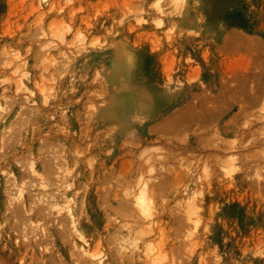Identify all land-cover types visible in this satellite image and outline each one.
<instances>
[{
	"label": "rangeland",
	"instance_id": "obj_1",
	"mask_svg": "<svg viewBox=\"0 0 264 264\" xmlns=\"http://www.w3.org/2000/svg\"><path fill=\"white\" fill-rule=\"evenodd\" d=\"M48 38L59 46L48 49ZM117 53L127 59L128 91L115 99L154 98L151 119L133 121L134 132L105 109L119 87L107 74ZM18 75L52 93L45 100L38 91L24 97ZM0 83V104L10 105L0 113V171L7 170L0 172V264H91L71 243L68 215L50 208L66 183L74 192L80 189L74 194L79 224L91 246L99 238L96 247L110 264H147L143 252L137 258L121 252V236L130 227L134 235L150 229L141 240L154 243L166 264H264V0H0ZM144 147L157 154L142 155ZM145 157L156 160L157 173L148 171ZM44 162L59 172L45 173ZM39 176L46 189L37 187ZM146 176L155 210L152 229L133 201L136 180ZM21 178L29 191L26 204L12 200L10 206L7 198ZM194 190L196 201L188 207L184 194ZM124 200L123 207L132 203L129 209H117ZM27 203L33 209L25 216ZM29 225L38 231L30 230L26 240ZM40 225L49 230L44 241L53 247L46 251ZM107 233L119 244L111 247L113 240L110 250ZM32 234L41 239L37 246Z\"/></svg>",
	"mask_w": 264,
	"mask_h": 264
},
{
	"label": "bare ground",
	"instance_id": "obj_2",
	"mask_svg": "<svg viewBox=\"0 0 264 264\" xmlns=\"http://www.w3.org/2000/svg\"><path fill=\"white\" fill-rule=\"evenodd\" d=\"M174 1H178V0H173V3H174ZM54 2V1H53ZM184 2L186 3V0H184ZM176 3V2H175ZM54 35V34H53ZM57 38V37H56ZM55 38V39H56ZM59 44V42H56V41H54V40H51V39H46V43H45V45H47L48 46V49H53V48H56L57 46H59L58 45ZM117 44V43H116ZM74 54V53H73ZM109 56V55H108ZM113 57V56H112ZM136 57V56H135ZM111 59V58H110ZM112 60V59H111ZM137 62V61H136ZM110 66V69H109V71H107L108 73V76H109V80H110V82L111 83H114V84H116V85H118L119 87L115 90V91H111V93L109 94V96H108V100L105 102V104H106V107H105V109H106V111L107 112H109L110 113V115H113V117L118 121V122H120V123H122L124 126H123V128L124 129H127L128 131H132V132H134L135 131V128L134 127H131L130 125H131V123L133 122V121H137V122H140V123H142V122H148L150 119H151V117H152V112H153V106H154V98L151 96L149 99H144V97H142V95L141 96H137V97H134V98H132V99H129V100H126V101H121V102H118V100L117 99H115V98H117V97H119V96H123V94H125L127 91H128V88H127V81H128V63H127V59H126V57H125V55H121L120 53H117V55H116V58H114V60H112V62H111V65H109ZM108 67V66H107ZM88 68V67H87ZM130 68V67H129ZM25 75H26V73L25 72H23ZM102 73V72H101ZM28 74V73H27ZM106 74V73H105ZM106 74V75H107ZM104 75V74H103ZM105 76V75H104ZM29 77V76H28ZM16 78H18L17 80H18V83H17V81H16V86H17V88H23L25 91H26V96H24V97H27V96H31V94H36V91H38L39 92V94H40V96L45 100V98H47V97H49L50 96V94L52 93H50V91H47V88L49 87H45L44 85H38L37 84V81L35 82V83H33L32 85H29L28 84V81L26 82V81H24V80H22L20 77H19V75L16 77ZM31 79V78H30ZM20 80V81H19ZM107 80V79H106ZM33 82H34V80H33ZM1 83H3V81L1 82ZM0 83V84H1ZM14 83H15V81H14ZM32 83V82H31ZM72 85V84H71ZM15 86V87H16ZM69 86V85H68ZM96 86H97V84H96ZM37 89V90H36ZM49 89V88H48ZM51 89H53V88H51ZM3 90V89H2ZM13 90H15V88L13 89ZM18 90V89H17ZM50 90V89H49ZM3 91H1V93H2ZM22 92V91H21ZM23 93H24V91H23ZM23 93H21V95L23 94ZM5 96V94H1V97L2 96ZM23 95H25V94H23ZM22 95V96H23ZM4 96L2 97V98H4ZM6 97V96H5ZM32 97V96H31ZM30 98V97H29ZM28 98V99H29ZM3 100H5V99H3ZM44 100H41V101H43L42 103H44V104H46V101H44ZM120 101V100H119ZM5 102V105L7 104L8 105V103H10V102H8V103H6L7 101H3V103ZM33 102V101H32ZM33 103H35V101L33 102ZM177 103V102H176ZM169 105V104H168ZM178 105V104H177ZM10 106V105H9ZM8 106V107H9ZM5 107V106H4ZM4 107L0 104V113L2 114V112L3 111H5V109H4ZM7 107V108H8ZM6 108V107H5ZM6 108V109H7ZM34 108H37V107H34ZM167 108V107H166ZM206 109V108H205ZM210 110H213L214 109V106L212 107V108H209ZM205 111V110H204ZM35 112V111H34ZM180 112V111H179ZM179 112H175L177 115H180L179 114ZM202 112V111H201ZM6 113V112H5ZM161 113V112H160ZM181 113V112H180ZM4 114V113H3ZM2 114V115H3ZM159 114V113H158ZM191 114V113H190ZM194 114H197V113H194V112H192V115H194ZM198 114H201L200 113V111H199V113ZM170 115V114H169ZM187 115V114H186ZM191 115V116H192ZM168 116V115H167ZM181 116H184V114H182ZM181 116H179V117H181ZM196 115H194V117H195ZM200 116V115H199ZM110 117V116H109ZM155 118H156V116H154ZM159 117V116H158ZM176 117V116H175ZM184 117H186V116H184ZM183 117V118H184ZM3 118H4V116H3ZM176 118H178V117H176ZM176 118H174V120L176 119ZM187 118H188V116H187ZM186 118V119H187ZM70 119V118H69ZM159 119V118H158ZM185 119V120H186ZM3 120V119H2ZM153 120V119H152ZM162 120V119H161ZM188 120V119H187ZM163 121H164V119H163ZM178 121H180V120H178ZM154 123V122H153ZM157 123L159 124V123H161V121L159 120V121H157ZM175 123H176V121H175ZM180 123V125H182L183 126V122L181 123V122H179ZM178 122H177V124H179ZM187 123H188V121H187ZM174 123H172V124H170V125H168V129H166V128H164L165 129V132L167 131V132H169V129L172 127L171 125H173ZM152 125V124H151ZM154 126V125H153ZM169 126H171L170 128H169ZM175 126H176V124H175ZM3 127V126H2ZM180 127V126H179ZM151 128V127H150ZM176 128V131L178 130V128L177 127H175ZM191 128V127H190ZM164 129H162V127H161V132H162V130H164ZM173 129H174V127H173ZM126 130V131H127ZM157 130V129H156ZM155 130V131H156ZM159 130H157L156 132H160ZM174 131H175V129H174ZM178 131H180V130H178ZM151 132H152V130H151ZM164 132V131H163ZM3 133V132H2ZM0 136H2L1 134H0ZM160 136H163L162 134L160 135ZM164 136H166L165 134H164ZM151 137V136H150ZM128 138V137H127ZM139 138V137H138ZM2 139H4V137L2 138ZM182 139V138H181ZM235 139V138H234ZM234 139H233V141H234ZM1 140V139H0ZM133 140V139H132ZM150 140V139H149ZM156 140V139H155ZM180 140V139H179ZM134 141V140H133ZM147 141V140H146ZM181 141V140H180ZM191 141V140H190ZM193 141V140H192ZM194 141H196V140H194ZM3 142V141H2ZM235 142V141H234ZM234 142H231V144L233 143V144H235ZM172 143V142H171ZM194 143V142H193ZM133 144V143H132ZM143 144V143H142ZM144 144H145V141H144ZM148 144V143H147ZM146 144V146H148V147H150V145L148 144L147 145ZM151 144V143H150ZM169 144H170V142H169ZM3 145V144H2ZM135 145V144H134ZM174 145V144H173ZM176 145V144H175ZM145 146V145H144ZM145 146V147H146ZM234 146V145H233ZM236 146V145H235ZM0 147H1V145H0ZM144 147V149L142 150V149H140V151H141V154L142 155H144L143 153H147V151H146V148ZM147 147V148H148ZM173 147V146H172ZM177 147V146H176ZM178 147H180V146H178ZM177 147V148H178ZM183 147H185L186 148V146H183ZM170 148V147H169ZM188 148V147H187ZM148 149H151V147L150 148H148ZM154 149V148H153ZM155 149H156V147H155ZM158 149V148H157ZM145 150V152H143ZM166 150V149H165ZM234 150V149H233ZM148 151H150V150H148ZM153 151V150H152ZM167 151V150H166ZM182 151V150H181ZM154 152H156V151H154ZM154 152H152V154H151V151H150V153L148 152L147 154H150V156L149 155H147L148 157H151L152 155H155V154H157V153H154ZM146 155V154H145ZM158 156V155H157ZM153 157V156H152ZM151 157V158H152ZM161 157V155L159 156V158ZM166 156H164V158H165ZM1 158V157H0ZM146 158V157H145ZM159 158H157V159H159ZM167 158V157H166ZM147 160L149 159V162L147 161V163H149V166H148V171L149 172H152V171H155L156 170V167L154 166V162L156 161V160H154V162L152 161L153 159H150V158H146ZM161 159V158H160ZM48 160L46 159V162H47ZM151 161H152V163H151ZM158 161V160H157ZM157 163H159V162H157ZM161 163V162H160ZM31 164V165H30ZM29 165H28V167H30V169L31 168H33V162H31ZM44 164H46L45 162H44ZM44 164H42V165H44ZM63 164H65L64 162H63ZM162 164V163H161ZM60 165V164H59ZM160 165V164H159ZM47 166V164L45 165V167ZM53 166V167H52ZM52 166H50V167H52L53 169H55L57 172H59L58 171V169H56V165H54V163H53V165ZM54 166H56V167H54ZM42 167H44V166H42ZM42 167H41V170H42ZM45 167H44V169H45ZM49 166H47V169H45V170H47V171H45V170H43L45 173L46 172H48L50 169L52 170V168H48ZM59 167V166H58ZM64 167H65V165H64ZM155 167V168H154ZM61 168V167H60ZM59 168V169H60ZM154 168V169H153ZM161 168V167H160ZM67 169V168H66ZM71 169V168H70ZM163 169V168H162ZM61 171V173L64 171V169H63V166H62V169H60ZM63 170V171H62ZM69 170V169H68ZM3 171L4 172H6L7 170L5 169H3ZM1 172V173H4V172ZM15 171V170H14ZM30 171H32L33 172V174H35V175H37V172H36V170L34 171V169L33 170H30ZM29 171V172H30ZM42 171V172H43ZM50 172V171H49ZM57 172H55V174L57 173ZM156 172V171H155ZM7 173V172H6ZM31 173V172H30ZM44 173V174H45ZM157 173V172H156ZM12 173H9V175H11ZM32 174V173H31ZM52 174H54V172L52 171ZM67 174H70L69 172L67 173ZM149 174H151V173H149ZM169 174V173H168ZM38 175H41L42 177H43V175L41 174V171H39V173H38ZM57 175V174H56ZM142 174H139L138 176H140V177H142L141 176ZM144 175V174H143ZM146 175V174H145ZM41 176H39L38 177V179H40V182L42 181L41 179L42 178H40ZM44 176H46L47 177V174H45ZM66 176L67 175H65L64 176V172H63V177L64 178H66ZM153 175H151V177H152ZM161 176V175H160ZM4 177H6V176H4ZM8 177V176H7ZM10 177V176H9ZM37 177V176H36ZM56 177H58V176H56ZM145 177V176H144ZM144 177L143 178H138L139 179V181L138 180H136L137 182L136 183H138V187H137V191L135 192V194H133L134 195V206H135V211H137L138 212V209L137 208H139V210L141 211V213H142V216H144V218L145 219H147V221H148V223L147 224H145L144 226H146L147 228H151L152 229V223H153V219H152V215H154L153 214V212L155 211H153L152 212V210L154 209V208H152L151 206V201L153 200V197H152V200H151V195H150V190L152 189L151 187H152V185H150L151 187L149 188V184H151L150 183V176L149 177H147V179H144ZM12 178V177H11ZM58 178H61V177H58ZM136 178V179H137ZM150 178V179H149ZM153 178H156L155 176L153 177ZM9 179V178H8ZM43 179L44 180H46V178L45 177H43ZM48 179H50V178H48ZM47 179V180H48ZM159 179V178H158ZM20 180H22L21 182H20V184L19 185H17V183L15 184V183H13V185H16V187L14 186L13 187V189L12 190H14V191H12V192H15V190H16V192H15V194L13 195L12 194V196L13 197H10L11 195H5V198H6V196L7 197H10V198H7L8 200H9V202H10V206H12V200L13 201H15L16 200V202H17V200H18V203H20V202H23L24 204H26V199H25V194H24V192L26 191V190H24V187L25 186H23L24 184H22L23 183V178H21ZM55 180H56V178H55ZM59 180V179H58ZM63 180H65V179H63ZM72 180V179H71ZM164 180V179H163ZM6 181V180H5ZM10 182H12L11 180H9ZM8 181V182H9ZM14 181H15V179H14ZM13 181V182H14ZM54 181V180H53ZM148 181H149V183H148ZM161 181V180H160ZM4 182V181H3ZM2 182V183H3ZM9 182V183H10ZM16 182V181H15ZM37 182H39V180H37ZM39 182V183H40ZM43 182V181H42ZM42 182L40 183L41 184V186L39 185V183H38V185H37V187H41V189L44 187L45 189L47 188V186H48V184H47V186H46V184L44 185V182H43V184H42ZM55 182H57V181H55ZM60 182V181H59ZM63 181H61L60 183H62ZM67 182V181H66ZM71 182V181H70ZM69 182V183H70ZM157 182H159V181H157ZM19 183V182H18ZM25 183V182H24ZM58 183V182H57ZM72 183V182H71ZM71 183H70V186L72 187V185H71ZM155 184H156V182H154ZM6 184V183H5ZM11 184V183H10ZM27 184V182L25 183V185ZM160 184V183H159ZM164 184V183H163ZM8 185V184H7ZM12 185V184H11ZM12 185V186H13ZM50 185H52V183L50 184ZM49 185V186H50ZM57 186V185H56ZM60 186V185H59ZM62 186H63V183H62ZM154 186V185H153ZM157 186V185H156ZM6 187V186H5ZM4 187V188H5ZM11 187V186H10ZM10 187H7V189L8 188H10ZM29 187V186H28ZM155 187V186H154ZM158 187H160V186H158ZM162 187H163V185H162ZM16 188V189H15ZM80 188V187H79ZM83 188H86V187H83ZM134 188V187H133ZM28 189V188H27ZM160 189V188H159ZM1 190V189H0ZM3 190H6V189H3ZM2 190V191H3ZM9 190V189H8ZM74 190V189H73ZM73 190H71V188L69 187V184L68 183H66L65 185H64V188H63V191H62V193H61V196L56 200L55 198H53V199H55L54 201L52 200H50V198H49V200L51 201V203H50V208L52 209V207H58L57 208V211H61V212H64L65 214H67L68 216L67 217H69V219H66V220H69L70 222H68V224L70 225L71 224V228H70V226L68 227V228H70V230H72V231H70V232H73L74 234V236H75V238L72 240V245L75 247V249H76V251H78V252H80V254H81V256L82 257H84L86 260H88L91 264H110L109 262H108V260L107 259H105V256H106V253H105V250H103V249H101L100 247L98 248V247H96V245L98 246V240H99V238L98 239H96L95 240V242H96V245H95V242H94V245L95 246H91L90 245V243H89V241H88V239H87V237H86V235L88 234V232H87V234H86V232L84 231V229H83V227L79 224V220H78V215H77V199H76V197H75V193L78 191V190H80V189H78L77 191H73ZM161 190V189H160ZM126 192L128 191L129 192V190H125ZM152 191H154V190H152ZM198 191V190H197ZM4 192V191H3ZM26 192H29V191H26ZM45 192H46V190H45ZM126 192H124V193H126ZM194 192L196 193V191L194 190V191H192V192H190V191H186L185 192V194H184V200L183 201H185L183 204L185 205V203L187 204V205H189L188 207H190V206H192V201H194L196 198H195V195H194ZM1 193V192H0ZM9 194H11V191H9L8 192ZM8 193H3V194H8ZM40 193V192H39ZM50 193H51V191H50ZM54 193V192H53ZM131 193V192H130ZM154 193V195H155V192H153ZM159 193V192H158ZM41 194V193H40ZM40 194H38L39 196H40ZM45 194H47V193H45ZM45 194H44V197H42V195H43V192H42V195L40 196L41 198V201H42V199L44 198V200H43V202H46L47 200L45 199V198H48V197H45ZM126 194H128V195H130L129 193H126ZM33 195V194H32ZM60 195V194H59ZM39 196H37V197H39ZM49 196V195H48ZM126 195L124 194V196L123 197H125ZM32 197H36V196H32ZM126 198V197H125ZM133 198V197H132ZM194 198V199H193ZM3 199H4V197H3ZM2 199V200H3ZM6 199V200H7ZM37 199V201H39L38 199L39 198H36ZM8 200H7V202H8ZM34 200V199H33ZM32 200V201H33ZM46 200V201H45ZM81 200V201H80ZM80 202L81 203H83V205H84V202L82 201V200H84L83 199V197H82V199L80 198ZM35 201V200H34ZM85 201H86V199H85ZM122 201V200H121ZM196 201V200H195ZM5 202L6 201H4V204H5ZM6 202V203H7ZM125 202V200L123 201V202H121V205L120 204H116V205H118V206H116V207H118L117 209H121L120 207H122V209H129V207L131 206V204L128 206L127 205V203H125L128 207L126 208V207H123L122 205V203H124ZM22 203V204H23ZM29 203H30V201H29ZM29 203H27V205L29 204ZM37 203V202H36ZM39 203H40V201H39ZM42 203V202H41ZM80 203V205L79 206H81L82 204ZM152 203H153V201H152ZM9 204V203H8ZM7 204V205H8ZM14 205H16V203H13ZM23 204V205H24ZM34 204V203H33ZM44 204V203H43ZM124 204V205H125ZM129 204V203H128ZM125 205V206H126ZM195 205V204H194ZM6 205H3L2 207H5ZM10 206L8 207V208H10ZM18 206V205H17ZM22 206V205H21ZM28 206H30V204L28 205ZM26 207V209H25V211H24V215L26 214V213H28V212H30L31 213V209H33V208H31V206L30 207ZM37 206V205H36ZM47 206V205H46ZM49 206V205H48ZM88 207H89V205H87ZM114 205H112V207H114V208H116ZM120 206V207H119ZM133 206V207H134ZM82 207V206H81ZM86 207V206H85ZM8 208L7 207H5V209H7L8 210ZM16 208V207H15ZM38 208H40V206H38ZM45 208V207H44ZM43 208V209H44ZM49 208V207H48ZM79 208V207H78ZM109 208V207H108ZM186 208H187V206H186ZM192 208V207H191ZM187 209L188 211L189 210H192V209H194V208H192V209ZM4 209V210H5ZM21 209V207H19V210ZM23 209H24V207H23ZM43 209H42V211H43ZM51 209H49V210H51ZM81 209V208H80ZM104 209V208H103ZM107 209V208H106ZM113 209V208H112ZM3 210V211H4ZM7 210H5V211H7ZM9 210H11V208L9 209ZM18 210V208H17V211H19ZM131 210V209H130ZM132 210H134V208L132 209ZM131 210V211H132ZM11 211H15V213H16V210H11ZM36 211V210H35ZM38 211V210H37ZM37 211H36V213L35 214H40V213H37ZM40 211V210H39ZM45 211H47V209H45ZM113 211V210H112ZM10 212V211H9ZM22 212V211H21ZM26 212V213H25ZM41 212V211H40ZM80 212V211H79ZM105 212H107V211H105ZM136 212V213H137ZM189 212H192V211H189ZM58 212H56L55 214H57ZM5 214V212L4 213H2L1 215H4ZM12 215H13V213H11ZM11 214H10V216H11ZM29 214V213H28ZM107 214V213H106ZM111 214V213H110ZM133 214V213H132ZM138 214V213H137ZM42 215V214H41ZM45 215V214H44ZM83 215V214H82ZM107 215H108V217H107ZM106 215V217L107 218H110V219H112L111 217H110V215L109 214H107ZM9 216V217H10ZM14 216V215H13ZM26 216V215H25ZM59 216H60V213H59ZM61 216H63V215H61ZM86 217H87V215H85ZM28 217H30V216H28ZM39 217V216H38ZM38 217H36V219L38 218ZM41 218V217H40ZM54 218V217H53ZM61 218V217H60ZM12 219H13V217H12ZM28 219H30V218H28ZM43 219V218H42ZM56 219V218H55ZM54 219V220H55ZM32 220H33V218H32ZM37 220H39V219H37ZM49 220V219H48ZM50 220H51V218H50ZM113 220H116V219H113ZM140 220V219H139ZM155 220V219H154ZM4 221V220H3ZM24 221H26L27 222V220H24ZM40 221V220H39ZM52 221V220H51ZM64 221V220H63ZM86 221V220H85ZM89 221V220H88ZM87 221V222H88ZM197 221V219L195 220V222ZM25 222V223H26ZM32 221H30V224H32L31 223ZM62 222V221H61ZM60 222V223H61ZM64 222H66V221H64ZM97 222V221H96ZM4 223V222H3ZM2 223V224H3ZM34 223V222H33ZM38 222H36V220H35V225L37 224ZM49 223V222H48ZM59 223V222H58ZM59 223V224H60ZM63 223V222H62ZM95 223V222H94ZM122 223H124V222H122ZM29 224V223H28ZM141 224V223H140ZM194 224V223H193ZM195 224H197L198 225V223L196 222ZM27 225V224H26ZM43 225H47V224H43ZM61 225H66V227H67V224H61ZM84 225V224H83ZM86 225V224H85ZM121 225H123V224H121ZM142 225V224H141ZM40 226H42V225H40ZM58 226H60V225H58ZM88 226V225H87ZM195 226V228H196V225H194ZM0 227H1V225H0ZM27 227V226H26ZM29 227H30V229L27 231L28 232V234L25 232V234H24V237H25V235L27 234V238L28 237H30V235H29V232H30V230H31V228L32 229H35V228H33V227H31L30 225H29ZM37 227H38V225H37ZM44 226H42L41 227V230H42V228H43ZM57 227V226H56ZM56 227H54V228H56ZM91 227V226H90ZM28 228V227H27ZM62 228H64V227H62ZM62 228H59V229H56V230H60L61 231V229ZM68 228H66V229H68ZM122 228V227H121ZM125 228H128V227H125ZM131 228V227H130ZM129 228V231H127L128 233H127V235H123V236H121L122 237V239H120V243L122 242V244L121 245H119L118 243H116L117 241H115L114 239H112L111 240V237H112V233H111V235L108 237V233H107V236H106V238L108 239H110V241H109V239H108V242H107V247H108V249H109V247H110V243L114 240V242L115 243H111V247L112 246H116V245H119V246H121V248H122V251L121 252H123V255H127V254H132V255H134L135 257L137 256V254H138V256H139V253H137L136 254V252H143L144 253V258H145V260L147 261L146 263L147 264H166V262L164 263L163 261H165L164 260V254L163 255H161V251H159L158 249H157V247L154 245V243H152L150 240H148L147 238H146V240H141L142 239V237H143V235L144 234H146V233H148V231L150 230V229H142L141 231H140V234L139 233H137V235H134L133 234V232H132V230ZM143 228H145V227H143ZM65 228L62 230L63 232H64V230H66ZM157 229V228H156ZM25 230V229H24ZM27 230V229H26ZM36 230H37V228H36ZM35 230V231H36ZM44 230L46 231V228L45 229H43L42 230V234H40V235H42L41 236V238L42 237H44V235H43V232H44ZM35 231H33V230H31V232H33V234L34 233H36ZM38 231V230H37ZM40 231V230H39ZM57 231V232H58ZM59 231V232H60ZM61 231V232H62ZM95 231V230H94ZM136 231V230H135ZM153 231V230H152ZM47 233L49 232V230L48 231H46ZM46 232H44V234L46 233ZM54 232V231H53ZM62 232V233H63ZM46 233V234H47ZM65 233L67 234L68 233V230L67 231H65ZM152 233V232H151ZM7 234H8V232H7ZM22 233H20L19 235H20V239H22L21 237H23V234L21 235ZM31 234V233H30ZM32 234V235H33ZM64 234V233H63ZM62 234V236H64ZM125 234V233H124ZM159 234H160V232H159ZM38 236H39V233L37 234ZM48 235V234H47ZM45 236L46 238H44V239H42V241H43V244L42 245H44V240H46L48 237H49V235L48 236ZM57 235H58V233H57ZM68 235H69V233H68ZM89 235V234H88ZM103 235V234H102ZM36 236V235H35ZM53 236V235H52ZM59 236V235H58ZM66 236V235H65ZM64 236V237H65ZM147 236V235H146ZM154 236V235H153ZM7 237V236H6ZM9 237H11V236H9ZM23 237V239L22 240H24V241H26V240H29L30 238H28V239H26L25 240V238ZM32 237L35 239H33L34 241H36V240H38V238L36 239L35 237H34V235L33 236H31V239H32ZM54 237V236H53ZM61 237V236H60ZM59 237V238H60ZM67 237V236H66ZM69 237V236H68ZM90 237V236H89ZM88 237V238H89ZM96 237H97V235H96ZM100 237H102V236H100ZM119 237V236H118ZM51 238V237H50ZM49 238V239H50ZM63 238V237H62ZM93 238V237H92ZM104 238H105V236H104ZM112 238H115V236H113ZM149 239H150V237H148ZM15 239H17V240H15L16 242L17 241H19L18 240V238L16 237ZM48 239V240H49ZM56 239V238H55ZM67 239H69V238H64V243L67 241ZM152 239H154V238H152ZM41 240V239H40ZM40 240H38V241H36L35 242V245L37 244V242H39ZM50 240H52V238L50 239ZM58 240V239H57ZM62 240V239H61ZM66 240V241H65ZM69 241V240H68ZM71 241V240H70ZM100 241H101V238H100ZM107 241V240H106ZM191 241V240H190ZM189 241V242H190ZM9 242V241H8ZM20 242V241H19ZM46 242H47V240H46ZM45 242V243H46ZM52 242V241H51ZM61 242V241H60ZM119 242V241H118ZM23 243V242H22ZM25 243V242H24ZM50 243V242H49ZM55 243V242H54ZM61 243H63V242H61ZM63 243V244H64ZM70 246H68V247H71V243L70 242H67ZM26 244H28V242H26ZM47 244L48 243H46V249L44 248V246H43V248L45 249L44 251H46L47 249H48V247L49 246H51V244L50 245H48L47 246ZM108 244H109V246H108ZM39 245V244H38ZM57 245V244H56ZM93 245V244H92ZM102 245H104L103 243H102ZM15 246V245H14ZM21 246V245H20ZM37 246V245H36ZM40 246V245H39ZM53 246H55V245H53ZM64 246V245H63ZM72 246V247H73ZM114 246V247H115ZM118 246V247H119ZM12 247V246H11ZM23 247V246H22ZM26 247V246H25ZM29 247V245H27V247L26 248H28ZM30 247H31V245H30ZM52 247V246H51ZM71 247V248H72ZM110 247V248H111ZM113 247V248H114ZM117 247V246H116ZM40 248H41V246H40ZM40 248H38L39 249V251H40ZM53 248V247H52ZM66 248V247H65ZM103 248V247H102ZM162 248V247H161ZM7 249H8V247H7ZM20 249V248H19ZM34 249H37V247L36 248H34ZM61 249V248H60ZM64 249V248H63ZM75 249H74V251L71 249V250H69L70 252L72 251V252H76L75 251ZM78 249V250H77ZM115 249V248H114ZM113 249V250H114ZM17 250H18V248H17ZM25 250V249H24ZM110 250V249H109ZM118 250V249H117ZM9 251V250H8ZM14 251V250H13ZM59 251V250H58ZM68 251V252H69ZM112 251V250H111ZM120 251V250H119ZM32 252H33V250H32ZM31 252V253H32ZM36 252V251H35ZM42 252V251H41ZM40 252V253H41ZM47 252H49V251H47ZM55 252H56V250H55ZM57 253V252H56ZM55 253V254H56ZM62 253V252H61ZM35 254V253H34ZM72 254V253H71ZM77 254V253H76ZM80 254H78V255H80ZM16 255V254H15ZM41 255V254H40ZM64 255V254H63ZM63 255H62V257H63ZM74 255V254H73ZM122 255V254H121ZM166 255V254H165ZM34 256V255H33ZM51 256V255H50ZM70 256V255H69ZM108 256H109V254H108ZM114 256H116L117 257V255H114ZM113 256V257H114ZM137 256V257H138ZM141 256H143V254L141 255ZM35 257V256H34ZM123 257V256H122ZM136 257V258H137ZM44 258V257H43ZM57 258V257H56ZM66 258V257H65ZM80 258V257H79ZM126 258V257H125ZM23 259L24 258H22V256H21V258L20 259H18V261H20V262H22L23 261ZM48 259V258H47ZM73 259H76V256H75V258H73ZM72 259V260H73ZM126 259H128V258H126ZM131 259V258H130ZM136 260V259H135ZM120 261H121V258H120ZM167 261V260H166ZM34 262V261H33ZM37 262V261H36ZM74 262H75V260H74ZM144 262V261H143ZM19 263V262H18ZM28 263V262H27ZM47 263V262H46ZM122 263V262H121ZM145 263V262H144ZM22 264V263H21ZM72 264V263H71ZM75 264V263H74ZM76 264H77V262H76ZM82 264V263H81ZM167 264H168V262H167Z\"/></svg>",
	"mask_w": 264,
	"mask_h": 264
}]
</instances>
